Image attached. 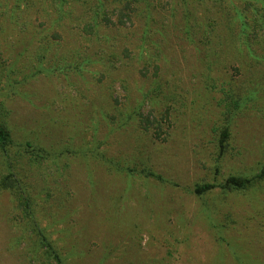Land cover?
Returning <instances> with one entry per match:
<instances>
[{"label": "rangeland", "instance_id": "374dc122", "mask_svg": "<svg viewBox=\"0 0 264 264\" xmlns=\"http://www.w3.org/2000/svg\"><path fill=\"white\" fill-rule=\"evenodd\" d=\"M0 123V264H264V0H0Z\"/></svg>", "mask_w": 264, "mask_h": 264}, {"label": "trees", "instance_id": "16d2710c", "mask_svg": "<svg viewBox=\"0 0 264 264\" xmlns=\"http://www.w3.org/2000/svg\"><path fill=\"white\" fill-rule=\"evenodd\" d=\"M11 142V131L9 129V127L3 123H0V148L7 152L8 151V146L9 143ZM223 142V141H221ZM260 179V176H259ZM229 182L234 185L236 188L240 189H245L247 186L246 182L242 179H238V178H230ZM23 206L26 208V210H29L30 207V203L27 200L23 201ZM40 236L43 240V242L45 243L47 249L50 251V253L53 255V258L55 259L57 264H66L62 258H60V255L58 253V251L53 247V245L51 244V242H48V239L44 236V233H40Z\"/></svg>", "mask_w": 264, "mask_h": 264}]
</instances>
